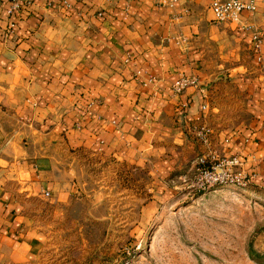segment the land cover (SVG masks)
<instances>
[{"label":"crops","instance_id":"crops-1","mask_svg":"<svg viewBox=\"0 0 264 264\" xmlns=\"http://www.w3.org/2000/svg\"><path fill=\"white\" fill-rule=\"evenodd\" d=\"M209 5L23 0L10 16L0 0V264L33 259L37 203L74 197L88 157L159 182L203 154L237 155L264 191V0L236 24H214ZM223 73L233 94L219 97ZM181 77L198 86L174 94ZM238 99L219 127V102Z\"/></svg>","mask_w":264,"mask_h":264},{"label":"rangeland","instance_id":"rangeland-1","mask_svg":"<svg viewBox=\"0 0 264 264\" xmlns=\"http://www.w3.org/2000/svg\"><path fill=\"white\" fill-rule=\"evenodd\" d=\"M222 75L219 97L233 94ZM241 104L219 102V127L236 120L229 115ZM84 163L74 197L37 203L43 242L26 264H264L263 190L197 191L189 164L157 182L118 162Z\"/></svg>","mask_w":264,"mask_h":264},{"label":"built area","instance_id":"built-area-1","mask_svg":"<svg viewBox=\"0 0 264 264\" xmlns=\"http://www.w3.org/2000/svg\"><path fill=\"white\" fill-rule=\"evenodd\" d=\"M23 0H7L9 6L7 13L13 16L21 9ZM175 0H172V2ZM256 8V0H210L209 9L212 14V22L214 24L239 22L243 11L253 12ZM252 44L258 51L261 44L260 33L254 31L252 33ZM264 73V65H261ZM198 83L195 78L181 77L173 85V93L180 94L188 87H197ZM207 105L202 106L205 111ZM204 144H207V137L201 133ZM193 176L191 179V187L197 191L208 190L214 186H231L242 188L250 184L254 174L249 173L246 168V161L240 156H217L214 154L201 155L197 157L192 168ZM48 196L47 193H45Z\"/></svg>","mask_w":264,"mask_h":264}]
</instances>
